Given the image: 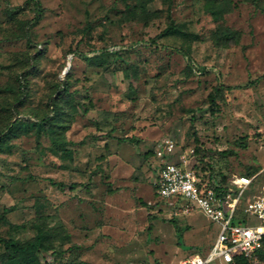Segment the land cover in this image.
I'll return each instance as SVG.
<instances>
[{
  "label": "rangeland",
  "instance_id": "obj_1",
  "mask_svg": "<svg viewBox=\"0 0 264 264\" xmlns=\"http://www.w3.org/2000/svg\"><path fill=\"white\" fill-rule=\"evenodd\" d=\"M33 1L0 0V130L51 116L67 71L71 96L59 143L29 127L0 145V211L10 208L0 237L24 241L39 226L49 246L6 264H178L205 255L219 226L186 199L155 195L154 150L167 137L172 158L188 151L200 176L264 180V0H152L146 16L123 0H38L42 16L28 26ZM168 13L185 35L162 33ZM218 84L228 88L212 104Z\"/></svg>",
  "mask_w": 264,
  "mask_h": 264
},
{
  "label": "built area",
  "instance_id": "obj_2",
  "mask_svg": "<svg viewBox=\"0 0 264 264\" xmlns=\"http://www.w3.org/2000/svg\"><path fill=\"white\" fill-rule=\"evenodd\" d=\"M174 151L175 143L167 137L161 138L154 150L158 162L154 181L157 195L171 201L186 199L191 208L197 207L219 226L205 255L191 253L178 264L231 263L235 255L255 256L264 241V180H257V173H234L223 185L201 183L193 166L186 164L189 152H182L174 160ZM192 152L190 149V155ZM243 215L255 216L258 222L246 224Z\"/></svg>",
  "mask_w": 264,
  "mask_h": 264
},
{
  "label": "trees",
  "instance_id": "obj_3",
  "mask_svg": "<svg viewBox=\"0 0 264 264\" xmlns=\"http://www.w3.org/2000/svg\"><path fill=\"white\" fill-rule=\"evenodd\" d=\"M124 4L128 10L129 13H131L133 16L137 13L143 14V15H149L150 12H148L146 5L152 1V0H134V2L130 3L129 0H123ZM254 1V0H253ZM227 2H224L222 4L226 5ZM223 5V6H224ZM34 6V15L30 18L28 21V26L35 25L38 20L42 16V8L40 6V3L38 0L33 1ZM15 9H19V6H14ZM223 9L220 7L218 8V11H222ZM217 11V12H218ZM152 13H156L155 11ZM169 18V24H167L163 30L162 33L166 34H186L185 32H181L180 29L175 25L173 19L171 18V15L168 13ZM234 32L230 31L228 32V35L230 37H234ZM97 55L90 56L88 59L92 61L91 59L96 58ZM68 71L63 75V79L58 82L55 95L51 100V106L53 109V114L50 116L48 114H44L36 121H29V120H23L19 118H15L12 121H9L5 123L4 127L0 130V145H2L6 139L16 134L20 129L29 128L32 127L35 129L36 136H39L42 132L47 133L52 138V141L54 143H59V140L55 135H59L61 133L60 129H66V117L68 114L67 109L64 107L63 102H68V97L66 96L68 93V86H69V78H68ZM228 88V86H225L223 84H218L215 86L211 92L208 94L209 101L213 104L215 103V98L223 91V89ZM71 96V94H68ZM70 98V97H69ZM71 99V98H70ZM66 102V103H67ZM73 108H75V105H71ZM4 130V131H2ZM123 141H132L136 142V140L133 137H123L120 138ZM62 146V144H60ZM193 168L195 169V164H192ZM199 170L203 171L204 167L200 166ZM198 174V173H197ZM249 174V173H244ZM200 178L201 183H206L209 185H214L216 182L223 185L226 181L225 175H221V178L215 179L211 173L204 174L203 176L198 175ZM206 176V177H205ZM70 187L73 188L74 184H70ZM155 195L156 188L154 186ZM158 196V195H157ZM10 208L4 207L0 211V221H3L5 218V214L9 211ZM47 234L43 230V228L37 227L36 233L31 237L24 241H20L12 236L9 237H0V264H6L9 261L15 259L19 254H23L28 252L31 249H48L49 246L46 243ZM256 256L263 257L264 256V241L262 242V246L256 251ZM230 264H249V258L243 257L241 255H235L233 257V260Z\"/></svg>",
  "mask_w": 264,
  "mask_h": 264
},
{
  "label": "crops",
  "instance_id": "obj_4",
  "mask_svg": "<svg viewBox=\"0 0 264 264\" xmlns=\"http://www.w3.org/2000/svg\"><path fill=\"white\" fill-rule=\"evenodd\" d=\"M154 156V155H153ZM157 164H158V162L154 165V168H155V170H156V175H157ZM156 177V176H155ZM156 179V178H155Z\"/></svg>",
  "mask_w": 264,
  "mask_h": 264
},
{
  "label": "water",
  "instance_id": "obj_5",
  "mask_svg": "<svg viewBox=\"0 0 264 264\" xmlns=\"http://www.w3.org/2000/svg\"><path fill=\"white\" fill-rule=\"evenodd\" d=\"M69 66V64H67V66L66 67H68Z\"/></svg>",
  "mask_w": 264,
  "mask_h": 264
}]
</instances>
